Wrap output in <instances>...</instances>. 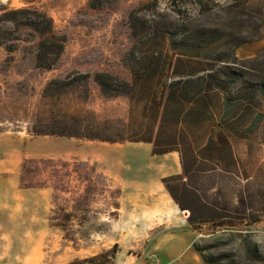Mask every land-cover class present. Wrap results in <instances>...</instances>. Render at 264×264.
Here are the masks:
<instances>
[{
  "label": "rangeland",
  "instance_id": "rangeland-1",
  "mask_svg": "<svg viewBox=\"0 0 264 264\" xmlns=\"http://www.w3.org/2000/svg\"><path fill=\"white\" fill-rule=\"evenodd\" d=\"M140 6L145 7L142 15L162 21L176 37L206 36L205 48L182 46V52L248 66L263 77L256 79L264 80V0H160L155 5L150 0H109L99 7L90 0H0V29H11L19 37L14 51L0 46V133L71 137L47 133L82 131L178 151L182 172L165 182L196 222L194 248L205 264H264V119L249 129L255 113H264V98L257 104L245 99V106L233 110L224 123L223 90L211 85L209 97L194 100L196 85L188 75L195 68L177 65L180 51L165 47L163 56L172 63L164 71L141 74L128 65L131 52L139 47L131 35L130 13ZM20 9L45 13L53 21V33L65 38V51L53 69L38 66L42 35L25 24L33 14L5 20L7 12ZM99 71L122 76L134 86L133 92L105 96L94 80ZM82 74L91 75L87 84L47 90L52 80ZM171 82H181L176 89L187 84L180 90V98L187 92L190 99L184 106L169 91ZM79 139H38L41 145L33 146L57 150L58 157H31L17 168L0 170V264L185 261L192 250L184 252L177 241L171 258L148 254L142 230L136 229L135 210L127 208L119 184L110 181L101 162L81 161L71 153L82 146ZM133 146L138 148L119 151L144 152ZM19 185L49 186L44 192L48 201L47 196L21 199ZM36 223L43 228L35 230Z\"/></svg>",
  "mask_w": 264,
  "mask_h": 264
},
{
  "label": "trees",
  "instance_id": "trees-1",
  "mask_svg": "<svg viewBox=\"0 0 264 264\" xmlns=\"http://www.w3.org/2000/svg\"><path fill=\"white\" fill-rule=\"evenodd\" d=\"M109 0H90V3L94 7H99L106 4ZM154 5L158 4L160 0H150ZM176 1V0H173ZM145 11L144 6L133 9L130 13V28L131 35L135 40V44L139 45L138 51L133 50L131 57L128 60V65H132L138 68V71L155 70L156 72L161 69L164 71L169 64L172 63V59L164 58L165 47L171 50L180 51L177 57V65H188L195 68L192 71V75L189 76V82L195 81L196 88L192 89L194 100H201L202 98L209 97L211 90L214 89L211 85H215L217 89L223 90V104H224V123L228 122L226 119L230 116V113L245 106V99H249L253 104H257L264 98V80H258L263 78L260 75L252 74L248 66L233 65L234 63L217 61L221 59L213 57H205L195 59L181 51L182 46L192 47L198 46L199 48L207 44L205 35L191 36L189 33H185L182 37H176L175 33L169 28L163 25L162 21L157 19H148L141 13ZM18 13H32V17H28L26 25L32 27L36 32L42 35V38L38 42V49L36 53V59L38 66L44 69H53L61 60V57L65 51L66 40L65 38H59L58 35L53 33V21L45 13L37 10L20 9L9 11L5 14V20H16L15 16ZM19 39L18 35L13 33L11 29H0V46H6L8 51H14L17 49L15 40ZM211 45V42L208 41ZM209 43L208 46L209 47ZM149 52H153L149 55ZM155 52L159 53V56ZM197 64H196V63ZM215 63L220 64L218 68H215ZM196 72H198L196 74ZM203 72V73H202ZM140 75V73H139ZM142 76V75H141ZM90 74H82L81 77H76L73 80L67 79H55L52 80L48 86L49 91H66L71 90L76 84H83L88 82ZM250 77V79H248ZM95 82L100 86L101 92L105 96H117L120 94H128L133 92V85L130 81L124 79L122 76L114 74L112 72L99 71L94 74ZM177 85L181 86V82H172L169 85V91L173 94L182 106L185 104V100L188 99V93H183V97L180 98V90L184 89L186 85L180 89L174 88ZM250 112H253L251 110ZM253 122L249 125L250 130H255L263 121L264 113L256 112ZM77 122V121H75ZM80 122V121H78ZM35 133L40 134L35 131ZM47 134H61L65 136H73L79 138L99 139L103 141H117L108 137L92 136L83 133L82 131H67L63 133L51 132ZM166 151H159L154 147V153H160ZM29 187V186H27ZM189 221L191 224H196L192 216L189 215Z\"/></svg>",
  "mask_w": 264,
  "mask_h": 264
},
{
  "label": "crops",
  "instance_id": "crops-1",
  "mask_svg": "<svg viewBox=\"0 0 264 264\" xmlns=\"http://www.w3.org/2000/svg\"><path fill=\"white\" fill-rule=\"evenodd\" d=\"M38 139L50 142L56 139L78 140L79 137L0 133V170L17 168L22 160L31 157L50 159L58 157L60 152L57 150L40 151L33 146L41 145ZM79 140L82 141L80 142L82 146L73 148L71 153L75 158L79 157L81 161L101 162L110 181L119 184L121 197L127 204V208L135 210L136 229L142 230L141 238L148 250L150 249L148 254L160 253L171 258L173 242L177 241L184 252L187 249L192 250L190 256L181 264H205L200 252L194 248L198 229L190 223L189 214L173 199L165 182V178L182 172L181 155L178 151L154 153V147L149 142H107L82 138ZM133 145L143 147L144 152L131 151L133 155H130L128 151L120 153L119 150L123 147L138 148ZM140 152L144 154L142 159L138 157ZM46 189H49V186L45 189H35L23 188L19 185L18 192L23 200L37 199L39 201L46 198L47 195H44ZM51 196L53 195L50 193L49 199ZM130 204H134L135 208ZM43 226L33 224L35 230H40ZM157 261L162 264L160 258ZM168 263L169 261L165 264Z\"/></svg>",
  "mask_w": 264,
  "mask_h": 264
},
{
  "label": "built area",
  "instance_id": "built-area-1",
  "mask_svg": "<svg viewBox=\"0 0 264 264\" xmlns=\"http://www.w3.org/2000/svg\"><path fill=\"white\" fill-rule=\"evenodd\" d=\"M154 264H161V263L157 261V262H155Z\"/></svg>",
  "mask_w": 264,
  "mask_h": 264
}]
</instances>
